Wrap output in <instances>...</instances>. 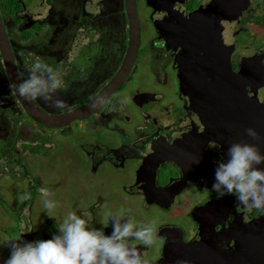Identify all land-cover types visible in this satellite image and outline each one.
<instances>
[{
  "label": "flooded vegetation",
  "instance_id": "1",
  "mask_svg": "<svg viewBox=\"0 0 264 264\" xmlns=\"http://www.w3.org/2000/svg\"><path fill=\"white\" fill-rule=\"evenodd\" d=\"M136 7L140 47L124 83L91 116L65 127L45 126L28 116L12 87L8 49L4 54L0 44V129L5 131L0 134V180L28 182L22 193L31 194L18 210L20 231L8 238L33 242L58 233L55 223L52 233L46 234L29 218L23 227L24 212L45 187L25 161L51 150L38 130L68 129V136L75 137L72 143L81 148L77 161L105 191L96 189L95 202L78 208V215L90 216L92 226L107 204L123 210L129 205L127 197L138 198L140 208L158 218L154 244L130 241L148 264H159L169 254L173 258L166 263L177 264L188 245L204 255L201 264H213L212 259L224 258V250L235 246L224 230L234 234L236 225L237 234L247 233L261 222L264 211H246L237 207L233 196L217 199L212 191L216 162L225 158L220 142L224 134L218 135L211 123L213 101L200 99L207 94L190 87L192 78L204 87L224 74V34L236 51L231 58L234 72L248 68L250 80L255 79L264 66V0H136ZM0 19L21 82L37 57L60 71L67 88L59 89L58 95L69 108L54 109L34 99L53 115L69 114L94 101L120 73L129 51L132 24L127 0H0ZM141 66L149 70V88L133 83ZM14 117L32 120L38 144L19 143L20 124L11 139ZM4 205L13 211L0 200ZM111 214L133 221L129 212L114 209ZM100 227L111 234L108 217ZM258 231L264 233V227Z\"/></svg>",
  "mask_w": 264,
  "mask_h": 264
},
{
  "label": "clouds",
  "instance_id": "2",
  "mask_svg": "<svg viewBox=\"0 0 264 264\" xmlns=\"http://www.w3.org/2000/svg\"><path fill=\"white\" fill-rule=\"evenodd\" d=\"M63 83L60 71L37 57L28 69V78L12 87L26 100L40 98L50 107L64 110L69 106L58 95ZM244 131L252 140L260 141L255 129ZM216 163L212 191L217 193V199L233 196L237 207L264 211V167H261L264 154L259 145L243 141L231 143L226 158ZM39 192L44 207L51 213L57 207L50 199L54 192L47 187H41ZM29 199L31 194L27 192L18 197L20 203ZM107 216L112 229L109 235L103 228L91 227L90 216L84 218L69 212L51 239L33 242L22 241L21 237L10 239L6 245L10 256L4 264H148L130 241L154 244L158 239L156 221L137 226L131 218ZM177 264L189 262L177 261Z\"/></svg>",
  "mask_w": 264,
  "mask_h": 264
},
{
  "label": "water",
  "instance_id": "3",
  "mask_svg": "<svg viewBox=\"0 0 264 264\" xmlns=\"http://www.w3.org/2000/svg\"><path fill=\"white\" fill-rule=\"evenodd\" d=\"M127 3L128 14H130L132 24L130 46L124 65L116 78L94 101L69 114H49L40 108L34 100H26L17 94L32 120L49 127L61 128L68 126L77 120L91 116L124 83L138 56L141 39L136 0H127ZM0 44L4 54L6 52L5 48L8 49L9 59L6 58V60L12 82L14 85L19 84L21 80L14 71V62H12V55L8 46L9 42L1 19ZM234 53L236 51L231 48V45L228 46L226 35L224 34V74L220 76L219 80H212L211 83L205 84L204 87H201L192 78L193 85L190 87L192 92H205L207 94L206 98L201 97L200 99L213 101L212 110L211 112L208 111L212 117L211 123L215 124L218 129V135L224 134L223 137H220L224 142L220 139L217 140H220L223 145L225 158L229 145L241 141L258 144L262 154H264V66L260 67L259 72L255 74V79L250 80L253 76H250L247 71L248 68L243 67L240 72H234L231 63ZM199 86L201 87L200 89H198ZM247 128L255 129L260 134V141L249 138L244 131ZM261 167H264V165H261ZM262 226L264 227V218L259 224L249 227L247 233L243 231L237 234L236 225L233 226L234 234L229 230H224V235L228 233L230 235L229 241L235 242V246L230 251L224 250V258L212 259L213 264H264V233L258 231V228ZM255 227L256 231H254ZM181 256H183V261L186 260L189 264H201L204 262L202 259L204 255L194 245L186 246L184 252H181ZM172 258L169 254L159 264H167L170 261L169 259ZM0 264L4 263L0 262Z\"/></svg>",
  "mask_w": 264,
  "mask_h": 264
},
{
  "label": "rangeland",
  "instance_id": "4",
  "mask_svg": "<svg viewBox=\"0 0 264 264\" xmlns=\"http://www.w3.org/2000/svg\"><path fill=\"white\" fill-rule=\"evenodd\" d=\"M142 12L145 13L144 8ZM28 57L31 58L29 55ZM149 78L148 68L146 66H141L133 83L139 86L141 85L144 88H149L146 86L147 84L152 85ZM62 88L66 89L67 86L63 84ZM63 95L68 96V93L63 92ZM26 121L27 123L18 117L13 118V122H11L13 123L11 132L9 133L11 139L13 140L15 137V127L20 124L19 143L38 144L39 141L35 134L38 128L32 123L30 118H26ZM2 123L3 122L0 120V128ZM38 132L47 138L45 147L51 150L48 154L42 153L33 159L31 157V160L25 162H30L29 168L34 178L40 181V177L45 187L54 192V195L51 196L50 199L56 202L57 207L49 213L44 207L41 194L37 195L36 199L32 201L29 210L26 209L24 212L26 218L23 220V227L26 229L30 221L29 219H32L34 225L41 228V232L51 234L53 231L51 223H55L59 226L69 212H76L79 214L78 208L82 207L85 203L91 204L95 202L97 198L95 194L96 189L99 188L97 183L100 180L91 175L86 170V167L83 166L82 162H78L81 160L79 157H82L81 148H79L78 144L72 143L75 137L68 136V129L57 132H47L44 129H40ZM0 134L4 135L5 131L2 132L0 129ZM16 151L20 153V144L16 147ZM7 156L10 157L12 154L8 153ZM16 171H18V169H16ZM26 185H28V182L16 181L10 178L0 180V200L3 199L5 202L9 203L13 209V211H10L11 209L9 206H0V262L2 263L10 256V248L6 246L9 239L11 236L14 237L17 235L20 231V214L18 210L23 203L19 202L18 197L23 195L22 188ZM99 189H102L101 186ZM102 191L105 192L104 189H102ZM120 196L124 199L122 195ZM127 202L129 205L123 208V210L122 208L107 204L101 211L99 210L97 212V222L93 223L91 227L101 228L100 226L103 218L107 219V213L111 214L114 209L119 212H129L133 215L132 219L134 223L139 226H143L152 220L156 221L158 219L155 218L156 215L154 213L145 212V210L140 208V201H138V198L127 197ZM104 212H106V215H104ZM82 214H84V212ZM168 218L170 220H180V217L176 216H169ZM15 222H17V224ZM155 227L157 229L158 225H155ZM30 228L31 226L28 227V229Z\"/></svg>",
  "mask_w": 264,
  "mask_h": 264
}]
</instances>
